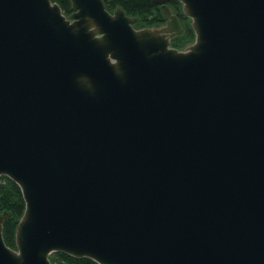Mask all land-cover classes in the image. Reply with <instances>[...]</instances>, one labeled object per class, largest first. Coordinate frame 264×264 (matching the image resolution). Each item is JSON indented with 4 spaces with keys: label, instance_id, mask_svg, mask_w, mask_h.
<instances>
[{
    "label": "water",
    "instance_id": "obj_1",
    "mask_svg": "<svg viewBox=\"0 0 264 264\" xmlns=\"http://www.w3.org/2000/svg\"><path fill=\"white\" fill-rule=\"evenodd\" d=\"M0 0V177L26 208L0 264H264V0Z\"/></svg>",
    "mask_w": 264,
    "mask_h": 264
},
{
    "label": "trees",
    "instance_id": "obj_2",
    "mask_svg": "<svg viewBox=\"0 0 264 264\" xmlns=\"http://www.w3.org/2000/svg\"><path fill=\"white\" fill-rule=\"evenodd\" d=\"M58 2L63 12L69 17L73 12L71 0H52ZM107 8L114 11L118 6H121L128 15L134 18V26L142 27H157L164 25L168 17L161 4L154 0H104ZM169 6L174 14H176L182 26L183 33L176 35L171 39V45L178 49H185L192 44L196 39V32L192 24V19L189 17L183 8L181 0H170ZM26 208V202L23 196V191L20 185L8 175L0 177V213L8 211L11 217L5 220L3 224V237L6 244L17 249L16 231L23 217ZM52 264H98L95 260L83 257L77 258L65 252L57 251L50 255Z\"/></svg>",
    "mask_w": 264,
    "mask_h": 264
},
{
    "label": "rangeland",
    "instance_id": "obj_3",
    "mask_svg": "<svg viewBox=\"0 0 264 264\" xmlns=\"http://www.w3.org/2000/svg\"><path fill=\"white\" fill-rule=\"evenodd\" d=\"M190 45H191V44H190ZM188 46H189V45H188ZM188 46H187V47H188Z\"/></svg>",
    "mask_w": 264,
    "mask_h": 264
}]
</instances>
